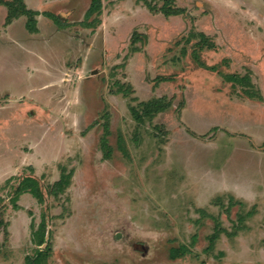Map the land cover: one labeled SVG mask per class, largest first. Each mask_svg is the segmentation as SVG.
<instances>
[{
    "label": "rangeland",
    "instance_id": "1",
    "mask_svg": "<svg viewBox=\"0 0 264 264\" xmlns=\"http://www.w3.org/2000/svg\"><path fill=\"white\" fill-rule=\"evenodd\" d=\"M24 1L37 32L0 6V264H264V0Z\"/></svg>",
    "mask_w": 264,
    "mask_h": 264
},
{
    "label": "trees",
    "instance_id": "2",
    "mask_svg": "<svg viewBox=\"0 0 264 264\" xmlns=\"http://www.w3.org/2000/svg\"><path fill=\"white\" fill-rule=\"evenodd\" d=\"M3 5L7 9L6 14V21L7 23H10L13 19H17L20 16L27 17V25L32 29L31 32H37V28L35 26V16L38 14L35 10H30L26 7L24 0H0V6ZM100 0H92L90 7L88 8L86 12V17H90L93 13L99 12L100 10ZM165 14H177L178 10L173 9H166L164 10ZM56 15H54L53 20L56 19ZM201 39L200 42L198 41L196 45L200 46V50L204 47H207L206 45V38L203 34L200 35ZM211 47V45H210ZM198 60V58L196 59ZM200 65V64H199ZM201 66V65H200ZM168 107V104H166L164 98L154 99L152 101L144 102L142 105V114L140 112H137V110H134V117L137 121L141 122L143 121L144 116H153L154 114H157L160 111L165 110ZM61 181L55 183V185L60 186ZM22 192V191H21Z\"/></svg>",
    "mask_w": 264,
    "mask_h": 264
}]
</instances>
